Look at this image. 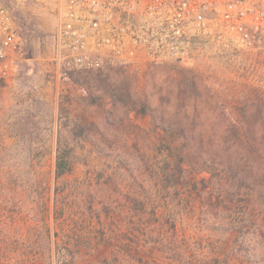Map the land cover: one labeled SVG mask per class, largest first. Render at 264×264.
Wrapping results in <instances>:
<instances>
[{
    "label": "rangeland",
    "instance_id": "1",
    "mask_svg": "<svg viewBox=\"0 0 264 264\" xmlns=\"http://www.w3.org/2000/svg\"><path fill=\"white\" fill-rule=\"evenodd\" d=\"M1 4L14 13L22 50L13 77L0 82V264H264V230L253 228L243 248L224 227L226 212L213 217L193 185L173 186L169 148L178 137L137 113L185 77L231 104L255 93L264 101V48L77 72L67 86L56 71L54 11L34 0ZM59 137L74 171L56 180ZM210 176L197 179L209 186Z\"/></svg>",
    "mask_w": 264,
    "mask_h": 264
},
{
    "label": "built area",
    "instance_id": "2",
    "mask_svg": "<svg viewBox=\"0 0 264 264\" xmlns=\"http://www.w3.org/2000/svg\"><path fill=\"white\" fill-rule=\"evenodd\" d=\"M58 20L56 65L73 74L107 67L142 69L197 55L264 48V0H34ZM13 11L0 5V82L22 50Z\"/></svg>",
    "mask_w": 264,
    "mask_h": 264
},
{
    "label": "trees",
    "instance_id": "3",
    "mask_svg": "<svg viewBox=\"0 0 264 264\" xmlns=\"http://www.w3.org/2000/svg\"><path fill=\"white\" fill-rule=\"evenodd\" d=\"M126 89V82H119L114 95ZM157 94L158 106L144 101L137 113L151 115L154 128L174 132L178 137L174 138L173 148H169L175 167L167 177L173 179V186L193 185L192 191L211 216L226 212L224 227L235 231L245 248L247 237L258 231L251 232L253 228L264 230V218L257 214H264V101L255 93L253 99L228 103L221 100L219 91L198 84L194 77L169 83ZM82 133L83 128L73 135ZM39 155L42 158L45 153H25L31 158ZM72 157L73 150L59 137L56 180L72 175ZM203 172L211 175L209 186L197 179ZM19 175L15 173L16 177ZM199 183L204 184L203 188L198 189Z\"/></svg>",
    "mask_w": 264,
    "mask_h": 264
},
{
    "label": "crops",
    "instance_id": "4",
    "mask_svg": "<svg viewBox=\"0 0 264 264\" xmlns=\"http://www.w3.org/2000/svg\"><path fill=\"white\" fill-rule=\"evenodd\" d=\"M190 60H192V58H190L189 60H186V61H184V62H189ZM57 69H58V67H57V65H56V71H57Z\"/></svg>",
    "mask_w": 264,
    "mask_h": 264
}]
</instances>
